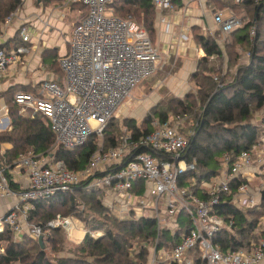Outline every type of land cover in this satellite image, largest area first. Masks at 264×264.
Segmentation results:
<instances>
[{
	"label": "built area",
	"instance_id": "obj_1",
	"mask_svg": "<svg viewBox=\"0 0 264 264\" xmlns=\"http://www.w3.org/2000/svg\"><path fill=\"white\" fill-rule=\"evenodd\" d=\"M67 1L82 3L88 12L73 28L68 54L59 59L66 87L55 80H44L37 92L17 91L14 101L23 109L40 112L49 119L57 146L74 149L85 145L95 135L98 147L80 170H71L63 160H56L54 150L47 154H21L12 165L0 163V199H13L12 208L0 218V232L9 227L16 239H20L23 232L28 231L26 223L36 201L60 191H73L86 183L88 189L104 192V205L118 210L121 218L155 217L158 231L164 227L174 231L179 227L177 213L182 209L187 211L192 220L191 228L171 249H158L157 238L150 249V264H264V238L250 251H224L214 242L217 233L234 223L215 212L217 205L227 201L230 195V202L234 204L255 205L248 197L247 183H241L233 191L230 182L239 178L250 183L245 170L255 162L264 167L260 144L242 151L234 162L225 154L222 158L224 173L204 184L207 193L204 198L178 184L181 172L196 168L195 161L181 158L195 133V129L190 134L181 130L187 114L177 117L173 123L154 118L153 130L138 138L124 128L121 142L106 148L104 135L109 121L131 96L132 90L158 72L159 48L146 27L131 15L123 18L108 9L113 0ZM152 2L159 12L174 6L173 0ZM15 14L7 18L6 24ZM213 20L223 39L244 24L243 17L234 13L225 16L222 11L215 12ZM19 31L24 41L29 40L25 25L19 27ZM255 34L253 25L250 36L253 38ZM185 39L187 34L182 33L181 40ZM28 52L30 49L25 45L10 52L0 45V89L6 86L11 67L20 63L22 55ZM218 79L215 76V80ZM10 124L8 106L1 102L0 131L10 129ZM156 153L169 154L175 159L164 160ZM138 181H144L142 194L136 192ZM13 183L18 187L14 188ZM259 187L264 191V180ZM80 221L73 214H58L48 225L77 228ZM84 231L87 232L85 228ZM90 233L95 238L102 235L101 232ZM29 235L38 239L43 236L42 228L33 225ZM4 252L1 247L0 253Z\"/></svg>",
	"mask_w": 264,
	"mask_h": 264
},
{
	"label": "trees",
	"instance_id": "obj_2",
	"mask_svg": "<svg viewBox=\"0 0 264 264\" xmlns=\"http://www.w3.org/2000/svg\"><path fill=\"white\" fill-rule=\"evenodd\" d=\"M216 1L221 9L244 14V24L223 40V46L218 43L220 31L212 34L198 25L191 28L192 39L205 52L198 58L196 71L191 76L195 91L183 97H165L140 120L129 116L121 120L115 115L104 135V146L115 147L123 138L124 128L138 138L153 130L151 122L154 118L173 123L179 116H192L195 133L181 158L195 161L196 168L181 172L178 184L181 188H190L202 198L207 197L204 184L224 172L222 158L225 154L234 162L242 151L264 142V0ZM22 4L23 0H0V32L7 18ZM72 6L85 9L84 16L87 15L88 9L82 3L74 2ZM108 9L123 18L131 15L146 27L152 41H156V8L152 0H113ZM253 25L256 34L252 38L250 30ZM22 42L18 29L14 37L0 45L10 52ZM242 52L250 54L246 63L241 62ZM224 54L229 67L222 75ZM42 58L58 77L55 81L62 84L65 75L60 68L57 51L45 49ZM233 67L237 69L231 75ZM215 76L219 79L215 80ZM43 82L15 83L0 89V103L8 106L11 121L10 129L0 132V163L12 165L21 154H47L54 150L56 160H63L71 170H80L97 149L98 137L93 135L85 145L74 149L57 146L49 119L31 109L25 113L22 106L14 101L17 91L37 92ZM4 144L10 147L4 149ZM156 155L164 160L175 159L169 154ZM258 179L260 183L264 180V171ZM241 183L254 186L245 179L233 178L231 189L235 191ZM12 185L18 187L17 184ZM143 190L144 181H138L136 192L142 194ZM227 198L215 207V212L234 223L217 233L214 242L224 251H250L264 238V191H261L260 201L252 207L230 202L231 195ZM58 214H73L83 222L87 232L82 240L70 239L66 227L51 228L48 225ZM177 220L179 227L174 231L168 227L158 231L157 219L153 216L121 218L118 210L104 205L96 189H88L86 183H82L73 191H60L50 198L36 201L26 223L28 231H24L20 239H16L15 232L9 227L0 232V248L5 249L0 253V264H148L150 249L145 243L153 245L159 238L158 249H171L191 228L192 220L185 209L177 213ZM33 225L42 228L43 246L29 235ZM90 232H101L102 235L95 238ZM49 247L55 256L48 253Z\"/></svg>",
	"mask_w": 264,
	"mask_h": 264
},
{
	"label": "crops",
	"instance_id": "obj_3",
	"mask_svg": "<svg viewBox=\"0 0 264 264\" xmlns=\"http://www.w3.org/2000/svg\"><path fill=\"white\" fill-rule=\"evenodd\" d=\"M62 2L63 0H51L50 2L23 0L22 6L16 11L11 22L8 24L5 22L2 26L0 43L7 42L14 37L19 27L23 25L28 28L29 32V40H23L21 45L29 47L30 52L22 55V61L14 65L13 68L11 67L9 78H7L9 81L6 80V86L15 83L36 84L46 79L58 80V77L48 69L47 63H43V51L45 49H55L59 54V58L67 55L70 49L69 39L73 28L76 22L85 17L86 11L78 6H72V3H68L71 5V9H80L74 17L68 16L60 9ZM173 4V8L163 12L156 9V41L154 43L159 48L160 64L158 72L146 80L152 78L155 81L143 101V103H149L148 110L163 99L158 93L159 89L168 90L169 93L178 97H183L194 89L191 76L196 71L198 58L203 57L205 52L192 39L191 28L198 25L204 31L214 34L219 31L213 20L214 13L217 11H222L224 15L228 11L229 15L233 13L228 8L221 9L216 0H173ZM33 31L36 32V35L33 34ZM182 33L187 34V39L181 40ZM20 37L22 38L21 35ZM218 43L223 46V40L219 39ZM225 57L224 54V61L227 62ZM247 60L246 56L242 58L243 63H246ZM174 61L178 62V67H176ZM226 68L227 65H225ZM6 147H10V145L4 144L3 148ZM260 149L264 151V142L260 144ZM263 171L264 167L262 168L256 162L245 170L250 183L254 185L249 186L248 197L253 199L255 204L261 199L258 175ZM12 204L13 199H0V218L12 208ZM78 225L79 227L72 228L75 240L83 239L82 234L85 233L84 224L80 221ZM66 228L68 229V227Z\"/></svg>",
	"mask_w": 264,
	"mask_h": 264
},
{
	"label": "rangeland",
	"instance_id": "obj_4",
	"mask_svg": "<svg viewBox=\"0 0 264 264\" xmlns=\"http://www.w3.org/2000/svg\"><path fill=\"white\" fill-rule=\"evenodd\" d=\"M69 2L67 0H63V2L60 4V9L62 10V12L68 16H75L76 14L79 13L80 9L78 8H75L74 10L71 9V5L68 4ZM53 5V4H52ZM235 14V13H234ZM236 15H239L241 17L244 18V14H236ZM225 16H229V11L228 12H225ZM69 21V20H68ZM67 21V22H68ZM33 34L36 35V32L33 31ZM219 39L221 40H224L222 37H219ZM249 53L247 52H242V58L243 57H249ZM28 56V55H27ZM227 58V56L225 57V59ZM49 62V61H48ZM242 62V60H241ZM245 63V62H244ZM174 64L176 65V67H178V62L177 61H174ZM227 65V68L225 69V65ZM222 75H224L226 72H227V69L229 67V63H228V58H227V62L224 61V58H223V61H222ZM237 67H233L231 69V75L236 71ZM173 72V71H172ZM230 73L228 75H230ZM9 81V79H8ZM155 81L151 79H149L148 81H143L141 83H139L133 90H132V93H131V96L129 98L126 99V101L120 106V108L118 109L117 113H116V116L119 118V119H123L125 118V116H129V117H135L137 119H141L142 117H144L150 110H148V105L149 103H143L144 101V98L146 97L147 95V92L149 91V88L152 86V84L154 83ZM62 87L65 88L66 87V77H64L63 79V82H62ZM163 91V93H161ZM191 91H195V85H194V89L191 90ZM158 93L162 96V98L164 99L165 97L167 96H172L174 94L172 93H169L168 90H161L159 89ZM149 94V93H148ZM161 102V100L159 101ZM158 102V103H159ZM157 103V104H158ZM23 111L25 113L28 112L27 109H23ZM148 111V112H147ZM188 115V114H187ZM195 122V119L191 116L189 117L188 115V118L187 120H185V122H183V132L186 133V134H190L191 131L194 129L193 128V124ZM8 130V129H6ZM5 131V130H3ZM1 132V131H0ZM101 191L100 190H96V193L97 195L101 198V199H104L105 198V193L102 192L100 193ZM128 218V217H127ZM72 228L74 227H68L67 229V233H68V237L74 241H80L79 239L75 240L74 237H73V234H72ZM263 228H264V219H263ZM75 237H77L76 234H74ZM84 234H82V236H84ZM72 236V237H71ZM81 236V235H80ZM78 236V237H80ZM82 240V239H81ZM147 247H149V249L152 248V245H149L148 246V243H147ZM48 249V253L51 255V256H55V253L51 251L50 247L47 248ZM148 264H150L148 262Z\"/></svg>",
	"mask_w": 264,
	"mask_h": 264
},
{
	"label": "water",
	"instance_id": "obj_5",
	"mask_svg": "<svg viewBox=\"0 0 264 264\" xmlns=\"http://www.w3.org/2000/svg\"><path fill=\"white\" fill-rule=\"evenodd\" d=\"M39 242L42 244L43 246V236L41 235L39 238H38Z\"/></svg>",
	"mask_w": 264,
	"mask_h": 264
}]
</instances>
